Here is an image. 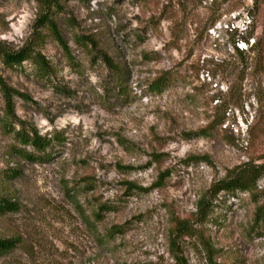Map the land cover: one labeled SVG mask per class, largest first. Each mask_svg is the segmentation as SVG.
<instances>
[{"label":"rangeland","instance_id":"374dc122","mask_svg":"<svg viewBox=\"0 0 264 264\" xmlns=\"http://www.w3.org/2000/svg\"><path fill=\"white\" fill-rule=\"evenodd\" d=\"M235 11L243 33L217 25ZM51 14L61 42L36 0H0V44L29 39L48 63L0 65V196L15 203L0 264H264V0H58ZM238 35L254 38L241 54ZM20 124L55 137L36 152ZM245 163L260 165L250 191L212 193Z\"/></svg>","mask_w":264,"mask_h":264},{"label":"trees","instance_id":"16d2710c","mask_svg":"<svg viewBox=\"0 0 264 264\" xmlns=\"http://www.w3.org/2000/svg\"><path fill=\"white\" fill-rule=\"evenodd\" d=\"M36 1L38 2V15L36 18L37 25L49 29L53 33L54 37L61 42L55 21L52 18V14H51L53 8L55 9L58 7V0H36ZM239 37L241 39H246V36L239 35ZM36 38L38 37H34V39ZM234 49L235 52H237L238 54H241L243 52L242 50L238 49L235 46ZM23 60L30 61L33 65L39 67V69H46L48 64L45 61L43 55L33 48V45L31 41H29V39L17 48H9L3 44H0V65L4 67H10L13 65L20 64ZM104 61L109 62L105 57H104ZM160 85L161 83L159 80L153 82V89L155 90L160 89L161 88ZM2 90L5 95L6 102L9 105L10 93L8 91H12V90L6 87H3ZM218 121L221 122L222 120L219 119ZM19 123L21 122L19 121ZM12 135L18 144L21 145H23L24 143L29 144L32 146V150L36 152L43 150L45 147H47L51 139L55 137L54 135H48V136L39 135L36 133L34 129L32 130L24 129L21 124L18 128L12 129ZM18 152L21 155L28 158L35 157V155L32 154L30 151L29 152L24 151L23 147L19 148ZM259 167L260 165L254 166L250 163H245L244 165L239 167L237 171L230 173L226 177L220 179L218 183L213 185L212 193L215 194L219 192V190H226L230 192H233L234 190L250 191L252 186H254L256 180L259 178L260 175ZM209 204L210 203L205 201L204 198L199 199L198 205L196 207V215L205 217ZM14 207H15L14 202L9 201L3 196H0V214L6 211H10L14 209ZM178 228L183 233H190L189 230L183 224H180ZM14 245L15 242L12 239L0 237V255L3 252H6L11 248H13ZM208 256L211 257L209 253ZM177 264H186V261L183 258H181V260Z\"/></svg>","mask_w":264,"mask_h":264},{"label":"built area","instance_id":"2783aa9c","mask_svg":"<svg viewBox=\"0 0 264 264\" xmlns=\"http://www.w3.org/2000/svg\"><path fill=\"white\" fill-rule=\"evenodd\" d=\"M229 18L225 22L219 21L217 25H223V27L232 33H243V31L251 24V18L248 14L240 16L238 12H229ZM213 32V29H210ZM254 43L253 37H246V39H241L238 35L233 41L235 47L240 50H248Z\"/></svg>","mask_w":264,"mask_h":264}]
</instances>
